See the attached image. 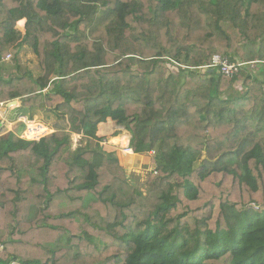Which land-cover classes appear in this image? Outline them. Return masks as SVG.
Masks as SVG:
<instances>
[{"label": "trees", "instance_id": "obj_1", "mask_svg": "<svg viewBox=\"0 0 264 264\" xmlns=\"http://www.w3.org/2000/svg\"><path fill=\"white\" fill-rule=\"evenodd\" d=\"M23 45L40 75L0 103L61 124L0 140V264H264V0H0V62ZM215 55L248 65L200 70ZM109 119L162 186L130 182Z\"/></svg>", "mask_w": 264, "mask_h": 264}, {"label": "crops", "instance_id": "obj_2", "mask_svg": "<svg viewBox=\"0 0 264 264\" xmlns=\"http://www.w3.org/2000/svg\"><path fill=\"white\" fill-rule=\"evenodd\" d=\"M23 26V24H20ZM21 29V28H19ZM9 56V55H8ZM11 59L9 61H6L4 59L0 62V78L9 79L12 76H23L27 75L29 73H32L35 77H38L40 75V68L39 63L37 60L36 55L33 53V51L28 46H20L15 51H12L10 53ZM16 101V105H11L12 102ZM14 101L6 102V104L0 111V133L4 134L1 135L0 140L3 137H6L10 134L14 136V140H21L22 137H24V133L19 134L18 130L24 128L26 129V126L24 123L20 122L21 118H28L29 121H35L43 126L40 131L38 132H31V134H27V138L36 139L38 136L42 135L45 132H55L56 129H54L51 124H61L56 121L54 117H50L46 112L44 107L42 106H31L30 102L31 99L26 97L22 99H17ZM45 116V117H44ZM50 117V119H48ZM37 123H31L32 125ZM47 124V125H45ZM54 126V125H53ZM121 129H124L117 125L116 122L109 119L106 123H101L98 126V137L102 138V145L104 143H108L107 146H105V149H113L114 145L118 144V139L123 135L124 131L131 136V134L124 130L122 134H117L118 131ZM7 130V132H5ZM116 138V139H115ZM115 139V140H114ZM130 140V139H129ZM34 141V140H31ZM113 144V145H112ZM128 148L129 147V141L127 146H123ZM127 155H131L129 153H126ZM122 156L121 159H125L126 166L128 163L134 165L135 162L139 160L138 158L141 155L133 154L137 157H131V156ZM121 156V155H120ZM84 260L82 258L77 260H69V259H63L60 264H84Z\"/></svg>", "mask_w": 264, "mask_h": 264}, {"label": "rangeland", "instance_id": "obj_3", "mask_svg": "<svg viewBox=\"0 0 264 264\" xmlns=\"http://www.w3.org/2000/svg\"><path fill=\"white\" fill-rule=\"evenodd\" d=\"M18 27L22 28L23 26L20 25V23H19ZM251 66H253V68H255V70H258L257 69L258 65H257L256 61ZM236 86H237L238 90L239 89L241 90V82H237L235 84V87ZM45 125H47V124H45ZM51 126L54 129H56L55 124H51ZM25 130L26 129L22 128V129L18 130V132H19V134H22ZM124 130L125 129H121L120 131L117 132L116 135L122 134ZM5 132H7V130H5ZM1 135H4V134H1ZM24 135H25V133H24ZM129 139H131V136ZM27 141H31V140H27ZM80 142H82V136L74 134L73 135V144H74L73 149H75L77 144H79ZM107 145H108L107 142L104 143V146H107ZM129 148H130V140H129ZM113 149L118 151V153L121 155V157L125 156L124 153L126 154V151H127V148L123 147L122 144L114 145ZM133 154H131V155L126 154V156L135 157L137 159V157L134 156ZM155 156H156L155 152H152V153L146 154V155H141L138 158L139 160L134 161L135 162L134 165L128 163L127 166H126L127 163H126L125 159H123V158L121 159L122 165L124 166V168L126 170V174H127L128 179L130 180L131 183H133L135 185H139L141 187L142 192H144L145 196L148 195V192L150 190H154V189L158 188V186H162L164 184L163 181L160 182L161 179L159 178V175H156L154 173V172H158L157 167H156L157 165H156V163L153 162V158ZM118 157H119V155H118ZM82 260H84L83 261L84 264H91V261H92V259H87V260L82 259Z\"/></svg>", "mask_w": 264, "mask_h": 264}, {"label": "built area", "instance_id": "obj_4", "mask_svg": "<svg viewBox=\"0 0 264 264\" xmlns=\"http://www.w3.org/2000/svg\"><path fill=\"white\" fill-rule=\"evenodd\" d=\"M10 59H11V56L9 55L6 58V61H9ZM253 63H250V66ZM246 65H248V64L232 61L230 59V57H223L221 55H215L212 58V62L210 64L204 66V67H201L200 70H202L203 72H207L209 70H215L216 69L222 75L229 77V78H233V77L238 76L240 74V71L242 70V68L246 67ZM251 67L253 68V66H251ZM5 105L6 104H4V103H0V111ZM20 122L24 123L26 126L25 134L27 133L30 135L31 132H38L41 130V128H43V126L41 124H39L35 121H29L28 118H21ZM31 123L32 124L37 123V124L32 125ZM49 134H51V133L45 132L42 135L38 136L34 141H39ZM0 137H1V133H0ZM126 153L133 154V151L128 147ZM154 173L156 175H158V172H154ZM9 264H23V263L18 261V260H13Z\"/></svg>", "mask_w": 264, "mask_h": 264}, {"label": "bare ground", "instance_id": "obj_5", "mask_svg": "<svg viewBox=\"0 0 264 264\" xmlns=\"http://www.w3.org/2000/svg\"><path fill=\"white\" fill-rule=\"evenodd\" d=\"M129 138H130L129 134L124 131L123 135L118 139V143L122 144L123 146H127ZM22 140L25 141L30 140L27 138V133L24 137H22ZM31 140H35V139H31Z\"/></svg>", "mask_w": 264, "mask_h": 264}, {"label": "water", "instance_id": "obj_6", "mask_svg": "<svg viewBox=\"0 0 264 264\" xmlns=\"http://www.w3.org/2000/svg\"><path fill=\"white\" fill-rule=\"evenodd\" d=\"M16 103H17V102H16V101H14V102H12V103H11V105H13V106H14V105H16ZM1 125H2V124H0V126H1Z\"/></svg>", "mask_w": 264, "mask_h": 264}]
</instances>
